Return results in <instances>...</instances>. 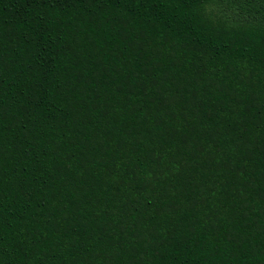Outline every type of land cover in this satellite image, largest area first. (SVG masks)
I'll list each match as a JSON object with an SVG mask.
<instances>
[{
    "label": "trees",
    "instance_id": "1",
    "mask_svg": "<svg viewBox=\"0 0 264 264\" xmlns=\"http://www.w3.org/2000/svg\"><path fill=\"white\" fill-rule=\"evenodd\" d=\"M0 264H264V0H0Z\"/></svg>",
    "mask_w": 264,
    "mask_h": 264
}]
</instances>
